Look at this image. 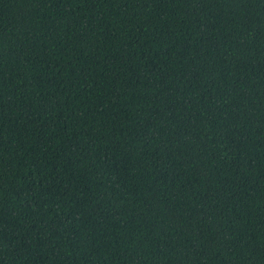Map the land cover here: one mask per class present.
I'll use <instances>...</instances> for the list:
<instances>
[{
  "label": "trees",
  "instance_id": "trees-1",
  "mask_svg": "<svg viewBox=\"0 0 264 264\" xmlns=\"http://www.w3.org/2000/svg\"><path fill=\"white\" fill-rule=\"evenodd\" d=\"M0 264H264V0H0Z\"/></svg>",
  "mask_w": 264,
  "mask_h": 264
}]
</instances>
